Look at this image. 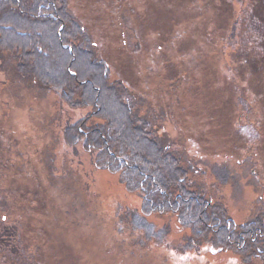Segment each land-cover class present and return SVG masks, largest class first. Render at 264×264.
Wrapping results in <instances>:
<instances>
[{
	"label": "rangeland",
	"instance_id": "1",
	"mask_svg": "<svg viewBox=\"0 0 264 264\" xmlns=\"http://www.w3.org/2000/svg\"><path fill=\"white\" fill-rule=\"evenodd\" d=\"M149 1L147 16L156 25L166 9L159 0ZM68 2L96 56L105 60L110 54L112 76L130 81L137 95L144 92L146 102L165 113L166 121L158 122L159 135L204 172L195 181L206 195L222 204L237 224L256 215L264 218V0L168 3L179 22L192 17L187 44L194 43L196 58L203 62L196 82L174 92L165 85L152 91V80L138 76L140 70L159 71L156 62L167 73L162 65L169 54L162 53L165 42L155 43L149 32L148 52L145 41L142 48L131 39V53H124L122 31L129 25L113 17L116 9L108 0ZM236 74L235 83L231 78ZM241 84L246 103L238 98ZM203 108L215 118L214 130L213 123L206 122L208 128L198 123L199 114L205 116ZM89 111L69 108L55 90L18 73L16 61L0 52V264H241L231 252L212 254L206 248L180 254L170 251L167 242L134 247L131 241L141 234L118 217L126 208L138 209L140 199L125 189L119 174L97 170L93 152L63 140L64 128ZM221 164L231 172L226 184L211 173ZM148 221L157 228L168 226L170 241L188 233L171 214L152 215Z\"/></svg>",
	"mask_w": 264,
	"mask_h": 264
},
{
	"label": "trees",
	"instance_id": "2",
	"mask_svg": "<svg viewBox=\"0 0 264 264\" xmlns=\"http://www.w3.org/2000/svg\"><path fill=\"white\" fill-rule=\"evenodd\" d=\"M159 1L166 9V17L156 25L147 16L145 5L149 6V0H108L107 3L116 9L113 17L121 20L123 26L129 25L126 26L129 29L125 27L122 31L125 49L121 51L131 53L133 40L134 45L142 48L145 41L148 52L149 32L156 36L155 43L165 42L162 53L169 54L165 53L162 65L167 73L163 74L156 62L159 71L147 70L145 75L140 70L138 76L144 75L148 82L152 80V91L165 85L173 87L171 92H174L186 83L196 82L194 78L198 77L203 62L196 58L194 43L187 44L186 31L192 17L181 23L168 8L171 0ZM68 5V0H0V52L16 61L18 73L55 90L69 108H90L82 118L64 128L63 140L69 146L81 145L93 152L95 168L119 174L125 189L140 199L138 209L126 208L118 217L132 232L141 234L137 241H131L134 247L167 242L170 251L180 254H199L206 248L212 254L231 252L241 264H251L256 259L264 262V218L256 215L237 224L222 204L206 195L204 186L195 181L204 172L196 170L183 154L161 139L158 122L166 121L165 113L155 111L146 102L148 96L144 92L137 95L130 81L112 76L110 54L105 60L96 56L87 30ZM169 32H172L170 37ZM164 33L168 36L163 39ZM179 67L184 68L179 70ZM237 76L231 78L235 83ZM206 77L209 78L208 74ZM244 88L241 84L237 93L239 100L246 103ZM203 109L206 117L199 114L198 123L202 128H208L206 122L213 123L214 130L215 118L209 116L210 109ZM243 119L255 123L252 117L243 116ZM211 173L222 184L230 181L231 172L226 164L212 167ZM161 214L173 215L188 233L179 241H170L168 226L157 228L148 221L150 216ZM116 230L120 233V227Z\"/></svg>",
	"mask_w": 264,
	"mask_h": 264
}]
</instances>
